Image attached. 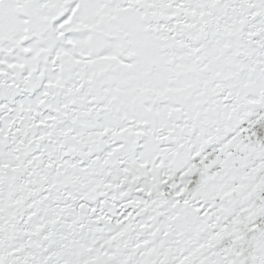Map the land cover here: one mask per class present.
<instances>
[{
  "label": "snow or ice",
  "instance_id": "6c2138e0",
  "mask_svg": "<svg viewBox=\"0 0 264 264\" xmlns=\"http://www.w3.org/2000/svg\"><path fill=\"white\" fill-rule=\"evenodd\" d=\"M0 264H264V0H0Z\"/></svg>",
  "mask_w": 264,
  "mask_h": 264
}]
</instances>
